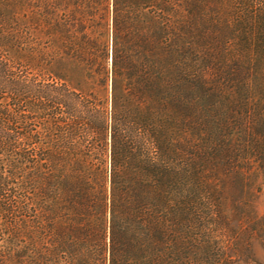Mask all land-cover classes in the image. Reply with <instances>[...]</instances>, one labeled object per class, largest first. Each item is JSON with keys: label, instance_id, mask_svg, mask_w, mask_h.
<instances>
[{"label": "trees", "instance_id": "1", "mask_svg": "<svg viewBox=\"0 0 264 264\" xmlns=\"http://www.w3.org/2000/svg\"><path fill=\"white\" fill-rule=\"evenodd\" d=\"M261 185L264 0H0V264H232Z\"/></svg>", "mask_w": 264, "mask_h": 264}, {"label": "rangeland", "instance_id": "2", "mask_svg": "<svg viewBox=\"0 0 264 264\" xmlns=\"http://www.w3.org/2000/svg\"><path fill=\"white\" fill-rule=\"evenodd\" d=\"M16 76H20L28 88L33 90L39 84L40 78L34 72L23 67L14 68ZM8 95V94H7ZM33 95V93H28ZM256 217L246 220V231L238 241L243 246V260H236L232 264H264V186L261 185L253 200Z\"/></svg>", "mask_w": 264, "mask_h": 264}]
</instances>
